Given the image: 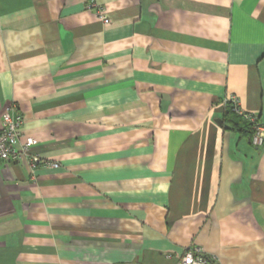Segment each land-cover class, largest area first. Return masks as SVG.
<instances>
[{
    "label": "crops",
    "instance_id": "obj_1",
    "mask_svg": "<svg viewBox=\"0 0 264 264\" xmlns=\"http://www.w3.org/2000/svg\"><path fill=\"white\" fill-rule=\"evenodd\" d=\"M99 4L0 0V264H264V0Z\"/></svg>",
    "mask_w": 264,
    "mask_h": 264
},
{
    "label": "built area",
    "instance_id": "obj_2",
    "mask_svg": "<svg viewBox=\"0 0 264 264\" xmlns=\"http://www.w3.org/2000/svg\"><path fill=\"white\" fill-rule=\"evenodd\" d=\"M86 8L93 11L103 24L109 23V17L103 12L99 0H85ZM233 107L235 114L249 122L252 126L253 134L251 144L254 147H260L264 143V123L260 122L257 116L243 112L237 99L232 96L228 99ZM23 119L19 114H12L9 110L5 112L1 119L0 126V160L8 163H19L22 156L29 154V149L36 145V141L27 137L23 143L19 142L20 128ZM35 160H31V165H35ZM57 167L56 164L52 165ZM177 264H219L213 257L207 256L199 248L187 249Z\"/></svg>",
    "mask_w": 264,
    "mask_h": 264
},
{
    "label": "trees",
    "instance_id": "obj_3",
    "mask_svg": "<svg viewBox=\"0 0 264 264\" xmlns=\"http://www.w3.org/2000/svg\"><path fill=\"white\" fill-rule=\"evenodd\" d=\"M223 115L224 121L230 125L231 128L237 130L241 135H246L251 142V136L253 134L251 124L235 114L230 103L225 104Z\"/></svg>",
    "mask_w": 264,
    "mask_h": 264
},
{
    "label": "water",
    "instance_id": "obj_4",
    "mask_svg": "<svg viewBox=\"0 0 264 264\" xmlns=\"http://www.w3.org/2000/svg\"><path fill=\"white\" fill-rule=\"evenodd\" d=\"M217 123H218V124H221V121H220V120H217Z\"/></svg>",
    "mask_w": 264,
    "mask_h": 264
}]
</instances>
